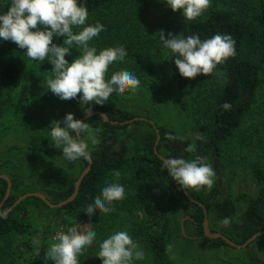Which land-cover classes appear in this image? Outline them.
Segmentation results:
<instances>
[{
    "label": "trees",
    "instance_id": "trees-1",
    "mask_svg": "<svg viewBox=\"0 0 264 264\" xmlns=\"http://www.w3.org/2000/svg\"><path fill=\"white\" fill-rule=\"evenodd\" d=\"M232 2L234 7L230 10L211 8L205 15L185 22L178 31V36L183 34L184 38L198 35L204 41L216 34H222L230 35L235 41V55L218 64L211 73L221 77L223 82L218 89L214 88L212 97L201 99L202 102L197 106V117L194 114L192 116L199 124L203 138L195 142L181 138L168 139L169 135L179 136L165 127H158L161 135L157 147L159 155L166 159L182 158L187 161L199 156L203 162L213 168L215 176L210 193L207 192L206 186L199 190H187L190 196L204 207L191 203L185 196L184 190L172 180L168 171L166 169L162 171V160L154 150L157 133L149 122L138 121L123 125L122 123L138 116L119 108L98 107L94 111L105 113L110 121L106 122L101 116H93L84 121L94 130L96 139V143L93 144L87 132L82 137L89 146L88 151L93 164L81 183L78 196L72 203L52 209L40 198L29 197L8 213L14 203L27 193L19 192L20 183L11 179L12 192L4 200L8 183L0 178V206L4 202L0 208V240H12L13 249L18 254L16 259L21 262L18 264H49V261L45 260V253L49 248L47 240L50 231L46 228L43 235L39 233V219L37 220L38 217L34 215L33 210L44 208L55 216L62 212L68 214L84 212L97 196H101L106 182L114 180L116 171H119L121 177H124L123 180L127 182L126 188H132L133 203L136 206L134 212L141 211L145 216L141 222H138L136 217L131 218V215H128L129 228L132 234L142 237L146 242L155 264H175L171 258L173 230L170 215L149 199L145 190V185L148 184L162 183L176 200L179 198L185 204L196 208L197 211L191 216L193 221H185L184 226L195 231V235L210 247L229 246L221 238L209 239L204 236L203 208L207 209L208 213L213 208L222 183V147L231 143H236L239 150L242 149L246 154L249 152L247 155L251 171L262 187L258 197L250 199L243 223L235 233L225 237L237 244H244L252 235L264 230V0H232ZM78 3L88 9L87 26L95 25L97 22L104 26V30L96 37L98 44L96 39H92L93 42H89L90 47H95L97 51L112 46L126 47L128 60L131 59L132 64L135 63L130 67L135 76L143 75L145 71L153 69L152 42L140 32L145 29V15L148 12H156L160 6L158 1L78 0ZM10 4L11 0H0V14L7 12ZM125 36L129 39H124ZM60 38L54 36L53 43ZM26 51L14 43L9 51V57L0 60L1 132H20L21 128L27 131L29 127L24 123L26 117L23 114V111L29 108L27 102L30 96L28 86L23 79L27 61ZM177 56L178 54L172 53L169 70L178 90L187 91L203 74L194 79L181 76L175 64ZM138 71L140 72L137 73ZM117 98L116 92L109 97L114 101L118 100ZM225 102L231 105L229 110L221 107ZM181 108L183 112H191L184 105ZM30 110L31 108L27 111ZM131 125L140 127L143 131H140L139 137L133 139L134 153L128 156L127 143L120 139L118 131L126 130ZM50 132V127H46L39 134L31 133L28 151L30 156L38 157L42 161L41 167L47 173L54 175L52 163L46 162L44 156L45 150L54 144ZM128 137L132 138L133 134ZM189 145H194L191 153L186 151ZM80 160L83 169L77 176L58 170L53 182L45 187L46 196L52 203L63 202L73 194L77 179L89 164L88 160L83 158ZM118 203L121 205V201ZM132 204L128 203L127 206L122 207L127 213H131ZM215 209L223 217L234 212L230 204H221ZM117 210L120 211V206L119 209L114 208L113 213L119 212ZM18 238L20 241L17 240ZM34 240H38L39 244H34ZM79 256L78 264L85 258V255Z\"/></svg>",
    "mask_w": 264,
    "mask_h": 264
},
{
    "label": "rangeland",
    "instance_id": "rangeland-1",
    "mask_svg": "<svg viewBox=\"0 0 264 264\" xmlns=\"http://www.w3.org/2000/svg\"><path fill=\"white\" fill-rule=\"evenodd\" d=\"M156 1L160 3V6L156 12H148L145 15V29L140 32V34L144 33L152 42L153 69L148 72L145 71L140 76L137 74L136 77L140 84L135 91L127 90L123 94H118V100L109 99L102 106L91 102L86 107L92 108V111L98 107L119 108L138 117L150 119L157 127H165L175 132L182 140L195 142L198 140L196 136L201 133V128L192 116L194 114L197 117V106L202 102L201 99L212 97L214 88L218 89L223 81L218 75H203L187 91L178 90L169 70L172 52L164 48L158 33L164 30L166 37L168 33L178 36L180 27L188 20L185 19L183 10L173 11L166 0ZM232 7H234L232 0H210V6L201 16L205 15L211 8L230 10ZM85 26L87 24L80 27L73 26V33L78 34ZM38 27L43 28L42 25ZM64 39L61 37L55 44L63 46ZM95 39L97 43L98 39L94 37L93 40ZM124 39H129V37L125 36ZM93 40L89 42L91 43ZM13 44L12 41H4L0 38V60L9 57V51ZM124 49L127 52L126 47ZM100 51L99 49L97 54ZM79 56L80 50L73 45L72 54L66 56L65 59L71 63ZM26 58L23 79L28 86L30 96L27 102L29 108L25 109L23 114L26 117L24 123L29 127H26L27 131L21 128L20 132L5 133L0 130V175H7L10 179L20 183L19 192L21 193L38 192L46 195L45 187L53 182L58 170L77 176L83 169V163L80 159L75 162L65 160L62 149L56 148L53 144L44 153L45 161H49L53 165L55 174L50 175L41 167L43 164L38 157L29 155L28 147L31 133H41L43 128L51 126L53 120L62 121L69 113L74 114L75 119H79L80 116L85 115V111L79 102L82 93L72 100H61L50 90H47L44 77L51 75L53 69V65L48 63L47 58L44 61H33L28 57ZM128 58L126 56L124 61H116L110 65L105 74V80H110L114 73L121 70L133 73L130 67L135 63L132 64L131 59L128 60ZM183 105L185 108H189L191 112H183L181 108ZM30 108L31 110L27 111ZM61 127L64 125L61 124ZM140 131L143 129L135 125H131L126 130L118 131L120 139L127 143L128 156H132L134 153L133 139L140 136ZM126 134L128 136L133 134V137L129 138ZM238 147L236 143L222 147V183L216 194L213 208L208 213L209 226L214 233L224 235L235 233L245 219L250 199L257 198L262 187L251 171L247 155L249 152L246 154ZM123 179L124 177H120L119 183L125 187L123 199L126 198L128 202L126 203V200L123 201L122 199L119 200L121 205L118 203L119 201H115L111 205L113 209H119L120 206V211L117 210L119 212L113 213L111 211L104 214L97 210L92 217H89L85 211L74 214L62 212L55 216L51 211L44 208L33 210L34 215L38 217L37 220L39 219V233L43 235L46 228L50 231L47 240L48 246L54 242L53 237L58 231L64 230L66 232L68 227L74 225L91 224V230L97 234L96 239L91 246L86 247L80 254V256L85 255V258L79 264H102V260L97 256L100 244L119 231L127 232L144 253L142 260L133 259L132 264H155L146 242L142 240V237L132 234L129 228L128 215H131V218L136 217L138 222H141L145 216L141 211L134 212L136 206L133 203L132 188L127 189V182ZM213 184L211 187L206 186L208 193H210ZM145 190H147L151 202L163 208L172 219L171 258L175 264H264V236L244 249L231 246L210 247L203 239L197 236V238H193L195 235L192 229L185 228L186 235L182 233V220L194 213L190 205L185 204L179 198L176 200V197L171 196L162 183L145 185ZM128 203H133L131 213H127L122 207L127 206ZM221 204L232 205L234 212L227 217L220 216L215 207ZM225 218L230 219L227 227L220 223ZM80 230L84 231L85 228L82 226ZM17 240L20 241L19 238ZM13 248L12 240H0V264H11L14 261L17 264L21 263L16 259L18 254ZM49 264H54V262L49 261Z\"/></svg>",
    "mask_w": 264,
    "mask_h": 264
},
{
    "label": "clouds",
    "instance_id": "clouds-1",
    "mask_svg": "<svg viewBox=\"0 0 264 264\" xmlns=\"http://www.w3.org/2000/svg\"><path fill=\"white\" fill-rule=\"evenodd\" d=\"M173 11L183 10L186 20H195L210 6V0H166ZM88 9L80 5L78 0H11L8 11L0 14V38L12 41L20 49H26V55L33 61H44L53 65L51 75L44 77L47 90L61 100H72L80 93V104L88 115L92 108L86 107L94 102L104 105L114 93L123 94L127 90L135 91L139 86V79L126 70L114 73L106 81L105 74L109 66L116 61H124L127 52L123 47L106 48L97 54L95 47L89 46V41L97 37L104 26L97 22L95 25L82 27L78 34L73 33V26L86 24ZM43 26L41 30L38 26ZM35 29V31H33ZM64 37V45L53 43V37ZM164 48L178 54L175 64L184 78L194 79L200 74L210 75L216 66L235 55V41L230 35L216 34L210 39L202 41L198 35L186 38L183 34L176 36L164 30L158 33ZM75 45L80 50V56L71 63L65 59L72 54ZM221 107L229 110L231 105L225 102ZM61 124L64 127H61ZM50 136L54 146L62 149L63 158L69 162L83 158L88 160L90 153L88 144L83 140V134L89 133L92 143H96L94 130L88 123L74 118V114H67L62 121L53 120L50 126ZM198 133L196 139H202ZM168 139H180L169 135ZM194 145H189L187 152H192ZM162 171L169 175L182 189H197L213 184L215 172L211 165L203 162L197 156L187 161L182 158H169L162 161ZM121 173H114V181L106 182L101 196H97L85 210L92 217L97 210L108 214L114 209L113 202L122 200L125 187L119 183ZM221 225L227 227L229 218L223 219ZM85 230L81 231L80 228ZM96 232L91 230V224L74 225L67 231L60 230L53 237L45 253V260L54 264H78V256L86 247L93 244ZM39 244L38 240L33 241ZM97 254L102 264H132L133 259L142 260L144 253L138 243L134 242L125 231H119L105 239L100 244Z\"/></svg>",
    "mask_w": 264,
    "mask_h": 264
},
{
    "label": "water",
    "instance_id": "water-1",
    "mask_svg": "<svg viewBox=\"0 0 264 264\" xmlns=\"http://www.w3.org/2000/svg\"><path fill=\"white\" fill-rule=\"evenodd\" d=\"M93 116H101V117H103L102 119L105 120L106 122L110 121V120L107 119L108 117L106 116L105 113H103L101 111H94V110L88 115L85 114L81 119H78V120H81V121L84 122L86 119H89V118L91 119V117H93ZM138 121L149 122L155 128L156 133H157V140H156L155 145H154V150H155V153L157 155H159L158 151H157V147H158V144L160 142L161 135H160L159 129L157 128L156 124L153 121H151L150 119H147V118H143V117H135L132 120H128V121H126V122H124L122 124L123 125H127V124L129 125V124H132V123L138 122ZM112 123L113 124H119V122H112ZM159 157H160V159L162 161L166 160V158H164L161 155H159ZM88 163H89L88 166L83 170V172L81 173V175L79 176V178L77 179V181L75 183V189H74L73 194L67 200H65L63 202H60V203H57V204H54L48 199V197L45 194L38 193V192H30V193H27L25 195H22L14 203V205L11 207V209L8 210V213L13 208H15L19 204H21L22 201H24L25 199H27L29 197H38V198H40L41 200H43L52 209L62 208L64 206L72 203L76 199L78 194H79L80 186H81V183H82L84 177L91 170V166L93 164V160H92L91 157L88 159ZM0 178L5 179L7 181V183H8V188H7L6 196H5V199H4V200H6L11 195L13 184H12L11 179L7 175H0ZM183 190H184V194L187 197V199H189L191 202H195V200L190 196L189 192L186 189H183ZM3 204H4V202L1 204V206ZM200 205H201V207H204L202 204H200ZM1 206H0V208H1ZM203 209H204V212H205V219H204V223H203V228H204V236L206 238H209V239L221 238L231 247H235L237 249H244V248L248 247L250 244H252L254 241H256L258 238L264 236V230L263 231H259L258 233L252 235L251 238H249L244 244H237V243L233 242L232 240H230L229 238L225 237L224 234H222V233H214V232L211 231L210 226H209L208 211L205 208H203ZM2 215H3V213H2ZM184 221H185V219H183L182 222H181V229H182V233L184 235H186ZM193 238H197V237H193Z\"/></svg>",
    "mask_w": 264,
    "mask_h": 264
},
{
    "label": "flooded vegetation",
    "instance_id": "flooded-vegetation-1",
    "mask_svg": "<svg viewBox=\"0 0 264 264\" xmlns=\"http://www.w3.org/2000/svg\"><path fill=\"white\" fill-rule=\"evenodd\" d=\"M158 128V127H157ZM160 131V130H159ZM160 140H161V138H160ZM160 143V142H159ZM159 145V144H158ZM206 188V187H205ZM217 196V195H216ZM189 200V199H188ZM190 201V200H189ZM191 202V201H190ZM191 203H196L197 205H199L200 206V204L201 203H198L197 201H195V202H191ZM191 208H192V212H195V211H197L196 210V208H194L193 206H190ZM201 207V206H200ZM205 213V212H204ZM194 213H192V214H190L189 216H187V217H185V221L187 222L188 220L190 221V220H192L193 221V219L191 218V216L193 215ZM205 219V218H204ZM185 221H184V223H185ZM186 228V227H185ZM187 229V228H186ZM203 230H204V228H203ZM193 234L195 235V231L193 232ZM193 237H196V235L195 236H193ZM197 237H199V236H197ZM200 238V237H199Z\"/></svg>",
    "mask_w": 264,
    "mask_h": 264
}]
</instances>
